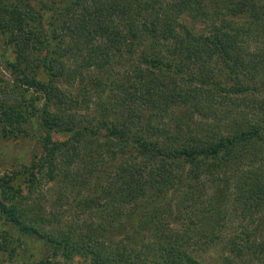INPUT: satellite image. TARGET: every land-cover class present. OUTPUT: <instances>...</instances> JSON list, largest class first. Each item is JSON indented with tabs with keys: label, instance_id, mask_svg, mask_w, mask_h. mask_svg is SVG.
<instances>
[{
	"label": "trees",
	"instance_id": "trees-1",
	"mask_svg": "<svg viewBox=\"0 0 264 264\" xmlns=\"http://www.w3.org/2000/svg\"><path fill=\"white\" fill-rule=\"evenodd\" d=\"M34 11L0 0V135L43 148L1 184L0 262L264 264V0Z\"/></svg>",
	"mask_w": 264,
	"mask_h": 264
},
{
	"label": "rangeland",
	"instance_id": "rangeland-1",
	"mask_svg": "<svg viewBox=\"0 0 264 264\" xmlns=\"http://www.w3.org/2000/svg\"><path fill=\"white\" fill-rule=\"evenodd\" d=\"M30 4L34 12L44 13L49 9L52 0H21ZM2 36L0 35V50H6L2 47ZM12 57V55H11ZM10 57V58H11ZM6 58L0 54V71L6 77H10V72L4 69ZM42 156L43 148L37 140H13L0 135V199L3 198L1 184L4 178L15 175V180L20 178L21 174L31 169L37 162L36 156ZM36 168V167H35ZM38 169V168H36ZM18 175V177H16ZM11 185H14L11 183ZM15 187V186H14ZM14 188L12 189V191ZM25 245V244H24ZM229 256V251L221 246H215L211 249H205L200 253V258L206 264H213L222 258ZM2 260H5L2 257ZM0 264H90L86 259L77 257L72 262L64 260L57 252L45 248L41 242L34 241L30 246L20 247L16 257L6 259Z\"/></svg>",
	"mask_w": 264,
	"mask_h": 264
}]
</instances>
